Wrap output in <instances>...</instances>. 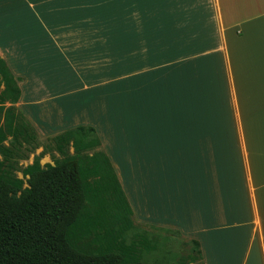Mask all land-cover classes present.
Returning a JSON list of instances; mask_svg holds the SVG:
<instances>
[{
    "label": "crops",
    "instance_id": "1",
    "mask_svg": "<svg viewBox=\"0 0 264 264\" xmlns=\"http://www.w3.org/2000/svg\"><path fill=\"white\" fill-rule=\"evenodd\" d=\"M0 56L38 135L95 127L138 225L264 264V0H0Z\"/></svg>",
    "mask_w": 264,
    "mask_h": 264
},
{
    "label": "trees",
    "instance_id": "2",
    "mask_svg": "<svg viewBox=\"0 0 264 264\" xmlns=\"http://www.w3.org/2000/svg\"><path fill=\"white\" fill-rule=\"evenodd\" d=\"M19 81L0 56V264H149L142 259L153 240L139 232L94 126L77 125L52 136L62 155L53 164L43 166L36 157L22 168L23 177L13 172V149L4 142L37 137L15 106ZM192 243L197 254L174 264L200 260V244Z\"/></svg>",
    "mask_w": 264,
    "mask_h": 264
},
{
    "label": "rangeland",
    "instance_id": "3",
    "mask_svg": "<svg viewBox=\"0 0 264 264\" xmlns=\"http://www.w3.org/2000/svg\"><path fill=\"white\" fill-rule=\"evenodd\" d=\"M68 91L71 92L72 90H66L67 93ZM15 106L17 110L20 111V108L17 105ZM86 109L91 113H95L90 106L86 107ZM92 118H95L94 115ZM56 134L45 136L41 133L38 135L37 133L36 139L33 142L28 143L24 141L17 142L14 141L12 137H9L4 144L13 149V154L10 159V162L15 166L13 172L22 177V168L32 163L36 157H39L40 163L43 166L47 163L53 164L56 159L61 158L62 155L55 149L52 141L50 140V138ZM72 151L73 149L71 148L70 152ZM41 153L42 155H40ZM1 159L2 155L0 154V160ZM27 185L28 183H25V186ZM138 230L140 233L145 232L153 240L151 250L144 252L142 259L144 263L174 264L177 263L180 258H189L191 255L197 254V251L194 250V244L178 232L156 227H144L140 224L138 225ZM154 240L157 244L154 243ZM140 246L142 247V245ZM191 264L202 263L198 260L196 262H191Z\"/></svg>",
    "mask_w": 264,
    "mask_h": 264
}]
</instances>
